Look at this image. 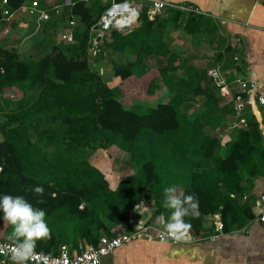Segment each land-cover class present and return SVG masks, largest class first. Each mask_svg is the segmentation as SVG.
<instances>
[{
  "label": "trees",
  "instance_id": "trees-1",
  "mask_svg": "<svg viewBox=\"0 0 264 264\" xmlns=\"http://www.w3.org/2000/svg\"><path fill=\"white\" fill-rule=\"evenodd\" d=\"M21 3L8 0L11 10ZM94 6L75 1L68 11L82 29L72 32L73 43L52 44L38 60L0 45V196H22L45 211L51 238L37 241L35 251L96 246L101 236L128 231L141 201L151 205L153 220L167 219L163 189L173 185L199 200L200 216L184 218L192 226L188 234L200 237L208 216L219 218L224 233L244 227L256 216L253 180L264 178L259 123L242 110L234 121L240 126L223 135L225 114L236 109L218 106L214 92L221 91L208 72L175 65L179 57L165 42L168 20L148 19L147 9L137 27L110 31L91 55L92 29L108 8ZM151 58L164 65L150 67ZM159 82L164 103L134 110L120 101L127 95L154 101ZM9 89L21 94L17 102L5 99ZM199 95L206 97L204 111L186 113ZM112 148L122 156L119 176L110 168ZM36 186L42 197L31 191ZM12 230L0 212V240L9 242Z\"/></svg>",
  "mask_w": 264,
  "mask_h": 264
},
{
  "label": "crops",
  "instance_id": "crops-1",
  "mask_svg": "<svg viewBox=\"0 0 264 264\" xmlns=\"http://www.w3.org/2000/svg\"><path fill=\"white\" fill-rule=\"evenodd\" d=\"M21 1L16 10H11L8 0H0V43L3 44L0 45L4 48L38 60L42 52H49L52 44L61 42L63 34L73 32L78 27L68 11L77 0H38V9L48 13V20L45 21L40 19L38 13L30 12L28 1ZM160 1L195 10L190 13L165 10L157 16L159 19L168 20L165 42L179 57L175 65L186 62L194 69L206 73L217 68L225 77L228 86L224 91L214 92V96L219 107H233L236 113L225 114L223 135L229 132L233 124H237L234 121L243 110L254 116L264 137V105H255L253 108L246 106L244 101L247 95L243 93L251 83L258 84L259 90L264 93V0ZM111 2L112 0H89L85 3L88 6L95 5L96 9L107 7ZM56 8L59 13L54 12ZM4 9L11 12L8 20L2 16ZM171 11H176L179 15ZM189 17L193 20L187 24ZM71 20L75 22V27L70 26ZM138 22L135 27L139 25ZM130 60L132 57L126 58V61ZM146 63L150 67L164 65L162 58H151ZM103 71L106 75H111L110 70L100 68V72ZM176 76L182 77L183 73L178 71ZM209 87L212 90L210 85ZM157 98H162L160 103L167 101L165 89L160 82ZM205 100L204 95L195 97L191 109L186 113H202ZM209 131L213 133L211 135H216L214 130ZM219 135L220 132L217 136ZM263 182L264 178L260 177L253 180L251 194L255 201ZM145 204L148 206L146 210L131 212L132 219L160 229L161 225L155 222L156 219H152L151 205ZM254 212L257 216L258 210L255 209ZM256 216L244 227L230 233L218 232L215 227L217 219L208 216L204 219L200 237L189 234L191 240L180 244L136 239L115 249L104 261L107 264H264V230ZM62 245L67 246L72 254L78 250L71 244ZM0 264L12 262L10 258H0Z\"/></svg>",
  "mask_w": 264,
  "mask_h": 264
},
{
  "label": "built area",
  "instance_id": "built-area-1",
  "mask_svg": "<svg viewBox=\"0 0 264 264\" xmlns=\"http://www.w3.org/2000/svg\"><path fill=\"white\" fill-rule=\"evenodd\" d=\"M29 2V10L31 13H38L41 20H48V13L40 11L38 9V0H26ZM88 2L89 0H83ZM147 9V17L153 20L158 14L165 10H180L186 13L195 12L192 8L180 7L171 3L160 0H139L138 3H132L128 0H112L108 8L103 12L100 20L92 29L93 35L90 38V52L95 56L99 52V44L101 40L112 30L117 32H127L134 28L138 21L132 18L133 13H142L143 9ZM55 13H59V10L54 9ZM2 16L6 20L11 17V12L8 9L2 11ZM70 26L75 27V22L70 21ZM61 41L65 43H73L72 32H68L61 36ZM208 77L212 81L213 85L220 91H224L227 87V81L222 75L219 69L209 70ZM247 97L244 101L246 106L250 108L255 105H264V93L259 90V85L256 83L249 84L247 89ZM236 127L240 126L235 124ZM145 204V203H144ZM146 205V204H145ZM147 207V205H146ZM255 207L257 208V221L260 227L264 230V182L260 187V191L257 194L255 201ZM147 209V208H146ZM139 211L140 209H136ZM215 220V227L218 232H222V224L219 218ZM130 228L128 231L119 230L111 237L101 236L96 246H89L85 248H79L75 254L70 253L67 246L62 245L56 254H45L50 258V261H58L59 264H107L104 259L111 255L118 247L128 244L136 239H145L147 241L165 242L169 241L172 244L185 243L191 240L188 234L181 240H176L170 237H162L160 232L163 231L162 226L160 229L153 226L142 223L139 220H133L131 215L129 216ZM7 241L0 240V244H8ZM39 253V252H36ZM44 254V253H43ZM0 258H9V255H0ZM28 264H41L39 257H34L27 262Z\"/></svg>",
  "mask_w": 264,
  "mask_h": 264
},
{
  "label": "clouds",
  "instance_id": "clouds-1",
  "mask_svg": "<svg viewBox=\"0 0 264 264\" xmlns=\"http://www.w3.org/2000/svg\"><path fill=\"white\" fill-rule=\"evenodd\" d=\"M31 191L41 197L44 194V189L40 186L32 188ZM163 195V206L170 209L171 214L167 219L163 215L156 217L155 222L163 229L160 235L181 240L192 227L184 218L200 216L199 200L194 194L185 195L175 185L164 188ZM37 203L44 201L40 199ZM135 208L146 210V205L141 201ZM0 212L3 213L4 220L13 226L7 237L10 243L0 244V255H9L12 264H27L37 256L41 264H59L58 261H50L47 255L35 251L37 241L51 238V230L45 221L46 213L43 209L34 207L22 196L4 194L0 196Z\"/></svg>",
  "mask_w": 264,
  "mask_h": 264
},
{
  "label": "rangeland",
  "instance_id": "rangeland-1",
  "mask_svg": "<svg viewBox=\"0 0 264 264\" xmlns=\"http://www.w3.org/2000/svg\"><path fill=\"white\" fill-rule=\"evenodd\" d=\"M0 44L3 45L2 43H0ZM45 54H47V53L42 52L41 57L44 56ZM117 59H119V58H117ZM101 64L102 65H100L101 67H99V68H101L103 70H104V68H107V65L104 62L101 63ZM150 64L153 65L152 63H150ZM107 70H109V68H107ZM104 75H105L104 76L105 81L108 82L110 75H106L105 73H104ZM108 84L110 85L111 83L108 82ZM20 96H21V94L20 93L18 94V91H15L14 89H9L5 93V99L6 100H10V101H14V102H17L16 100L20 99ZM120 101L122 102V104H123V106L125 108H131V109H134V110L135 109L136 110H140L139 106H141L142 108L154 107L156 104L162 102V98H157L154 101H150V102H147V103H142V102L136 101V99L131 98V96L127 95V96L123 97ZM0 140H1V138H0ZM107 153H108L107 154L108 157L113 159V164L110 165V168L113 169V171L116 173V176H119V175H117V171L119 170L120 162H121V159H122L121 153L116 151V149H113V148L109 149L107 151Z\"/></svg>",
  "mask_w": 264,
  "mask_h": 264
},
{
  "label": "water",
  "instance_id": "water-1",
  "mask_svg": "<svg viewBox=\"0 0 264 264\" xmlns=\"http://www.w3.org/2000/svg\"><path fill=\"white\" fill-rule=\"evenodd\" d=\"M131 17H132V18H135V20L138 21V20H139V13H133V14L131 15Z\"/></svg>",
  "mask_w": 264,
  "mask_h": 264
}]
</instances>
